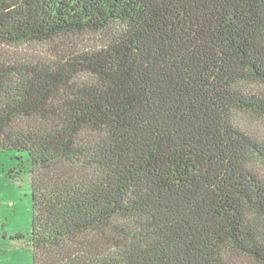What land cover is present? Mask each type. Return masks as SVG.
<instances>
[{"label":"trees","instance_id":"16d2710c","mask_svg":"<svg viewBox=\"0 0 264 264\" xmlns=\"http://www.w3.org/2000/svg\"><path fill=\"white\" fill-rule=\"evenodd\" d=\"M0 150L33 264H264V0H0Z\"/></svg>","mask_w":264,"mask_h":264},{"label":"rangeland","instance_id":"374dc122","mask_svg":"<svg viewBox=\"0 0 264 264\" xmlns=\"http://www.w3.org/2000/svg\"><path fill=\"white\" fill-rule=\"evenodd\" d=\"M16 155L0 150V264H33L31 179Z\"/></svg>","mask_w":264,"mask_h":264}]
</instances>
